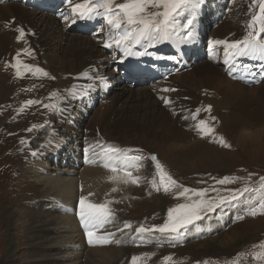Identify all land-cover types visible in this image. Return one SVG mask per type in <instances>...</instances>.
<instances>
[{
	"label": "rangeland",
	"instance_id": "rangeland-1",
	"mask_svg": "<svg viewBox=\"0 0 264 264\" xmlns=\"http://www.w3.org/2000/svg\"><path fill=\"white\" fill-rule=\"evenodd\" d=\"M76 2H82V0H76ZM119 2H123V0H119ZM202 4V8L198 10L195 40L188 45L174 44L173 41L178 40L179 37H173L172 40L164 42L168 45L162 46L166 49L161 50L162 54H159V56L164 57L165 66L159 67L155 63L156 60H150L149 64L152 69H149L152 71L150 72L153 76L150 78L152 79L150 83L147 86L142 83L129 84L132 85L131 89L135 96L129 103H124L125 106L119 104L114 109L117 110V114L113 115V131L117 132L118 135L110 136V132L105 131L108 130L105 128L102 131V133L104 132L102 137H88L80 129L79 133L70 138L69 135L62 134H66L67 129L64 131L65 126L59 123L61 129H56L54 131L56 135H52L55 136V139H43L48 128L55 124L51 125L55 121L53 114L44 116L40 121L43 129L42 132H39L40 134H32L31 131L23 130L26 127V122L32 118H27L23 123L9 124L11 121L8 118L10 114L8 108L12 106L13 110H16L24 99L29 100V97H27L29 94L31 95L30 98H34L35 87L42 90L41 92L37 91L38 95L35 99L38 101L43 96L44 101L47 102L52 98V94L56 93L62 99H53L50 103L58 104L65 96L64 101L71 102L67 96L71 78L68 79V89H65V87H60L57 82L58 77L54 75L46 78L42 75L34 77L25 73L23 80L19 82V79L13 78L10 72H3L2 78L5 80V84H10L11 90L2 98L0 97L1 101H4L0 104L2 110V113H0V264H36L35 262L38 259V261H42L39 256L45 255H49L48 259L53 258L55 260L53 264H71L74 262L70 261L72 257L77 259L75 264H102L101 257L91 253L88 248L80 247L81 250L78 252V238L70 236L67 232H53L51 235L44 232L39 233L33 243L36 245L44 243V246L49 248L38 256L36 252L40 247H30L29 242L23 239L24 237L28 238L31 224L34 221L28 220L30 219L29 216L33 214V209H30L32 202L39 204L37 209H39L40 218H36V222H47L50 219L59 222L64 215L63 209L65 206L60 203L62 198H56L53 193L49 192L50 189L47 188L46 181L56 175L60 176L59 180H72L76 183V192L79 194V179L84 175L85 170L90 168L97 170L103 176L94 184L95 188L92 196L95 197V200L98 203L105 200L118 201V203L111 204L115 213L114 222L111 225L123 228L125 221L132 224L131 230L125 229L126 233L119 235L115 231L117 232V239H125L128 236L130 240L128 244L103 246L120 254L121 249H129L123 251V254L119 256L116 254L115 264H130L133 256L144 257L141 264H165V257H171L167 264H264V259H253V253L264 251L259 247L253 248V245L264 242V215H258L254 218L245 216L244 220L236 221L235 217L243 212V205L226 209L223 215L213 214L212 219L197 222L195 226H190L187 232L174 239L155 233L144 238H136L135 243L132 242V239L136 236V227L141 224L145 227L162 225L167 219L168 209L184 202L182 199L174 198L172 192L164 193L163 190L157 192L153 189L150 181L155 176V168L150 159L151 155H155L168 174L184 187L207 188L209 185L215 184L214 178L220 179L224 176L246 177L249 173H252L254 174L252 176L253 190L246 193L245 197L241 199L246 202L249 198L258 199L262 194L259 191L258 182L259 178L264 176V62L253 63L249 57L241 58L238 64L239 71L233 75V73L227 71L223 63L222 49L219 52H210L208 43L213 39H227L229 41L242 39L248 31L247 22L251 19V15L258 10V7L249 10L252 0H202ZM10 5L19 6V9L28 12L27 17L28 14L34 16L33 14L37 15V13L44 16L58 14L57 34L60 39L62 38V50L69 48L70 43L75 38L82 39L85 42L86 40L99 38V43H103L107 29L102 20L91 21L87 28H81L85 21L78 20L76 24H71L61 19L60 13L67 11L64 7V0H7L6 3L0 4V7ZM69 15L71 14L69 13ZM187 15L188 13L185 12L176 18L174 27L177 31L186 22ZM36 18L38 19V17ZM103 53L104 59L102 61H105L106 64L104 67L97 64L93 77L98 78L100 73L105 74L107 71L113 73L111 77L120 76L125 81H129V78L139 79L142 71L145 75H148L146 69L149 66L144 69L138 68L136 72H129L124 63L125 59L123 62L120 61L121 53L115 48H104ZM114 56L117 57L115 61L113 60ZM152 56L159 60L154 54ZM254 59L259 58L254 57ZM215 70L218 71L219 76H216L213 72ZM64 74V77H67V75L70 77V74ZM191 75L195 78L194 83H192V78H185ZM160 77L161 79L167 77L163 88L176 89L180 86L179 89L182 94L190 93L192 90L197 92L196 90L199 89L197 94L200 97V107H198L211 106L210 114L201 111L200 116L208 119L210 125L215 128L214 134L223 136L230 145L229 148H224L217 143L210 142L208 137L203 138V143L205 142L204 144L209 147L210 151L201 158L205 166L199 170H194L189 165H183L181 158L176 154L174 159L179 165L169 160L166 161L156 153L155 149L153 150L145 145L148 136L140 130L132 131L130 134L136 135L126 138L124 132L128 128L127 123L123 124L121 128H117L118 119L122 122L125 121L123 118L124 113L142 112L146 108V100L138 97L137 95L140 93L137 92L147 89L152 90V83L155 86ZM182 77L185 79L184 82L180 81V79H183ZM187 79L190 80L187 81ZM107 81L109 82V80ZM28 83L31 84L33 90L25 87ZM62 83L65 82L62 80ZM221 87L223 91L220 90ZM102 93V88H98V91L94 94V99L89 96L92 105L83 102L84 108L87 109L90 106L95 113H98L104 104H108L105 99L104 101L100 99ZM159 93L161 96L170 97L172 92H161V88H159ZM208 98H214V100L209 102L207 101ZM74 104L70 105L69 109L71 117L79 111L76 103ZM215 104L218 105L213 107ZM44 108L43 106L42 109ZM27 109L33 112V106H28ZM62 110L63 108L59 110L58 107L57 118ZM43 114L44 112L40 113L41 116ZM210 116L216 117V120L211 121ZM248 117L252 119L251 125L243 126L241 129L231 128L230 125L233 122L245 121ZM30 125L37 126L38 123L30 122L28 126L30 127ZM75 126L78 128L80 124H73V127ZM5 134H11L12 137L6 138ZM37 135L38 137L35 138ZM123 140L124 142H122ZM97 141L121 148H139L145 156L149 157L142 161L139 170H133L134 176L141 177L138 186L111 183L108 181L111 173H106L108 171L101 173L103 167L86 163L85 149ZM162 143L163 141L158 142V144ZM62 146L64 147L62 156L54 166L49 168V159L56 158L55 154ZM30 147L32 148L30 149ZM42 149L47 151L48 162L39 159L38 155H32L33 152L43 151ZM217 154L220 156L221 161L216 165ZM37 160L42 165L44 163L47 165L44 164L40 170L33 165ZM156 180L158 182V177H156ZM113 187H117L118 191L111 192ZM217 187L223 186L217 185ZM227 187L238 189L242 188L243 184L236 182ZM175 191L173 190V192ZM78 200L79 195L75 198L77 204ZM115 219L118 221H115ZM119 220L124 221L120 223ZM53 226L55 230L61 229L59 225L57 227ZM54 242H57L58 245ZM68 254L71 255L68 256ZM63 258L66 260H62ZM114 260H111L109 264L113 263Z\"/></svg>",
	"mask_w": 264,
	"mask_h": 264
},
{
	"label": "bare ground",
	"instance_id": "bare-ground-1",
	"mask_svg": "<svg viewBox=\"0 0 264 264\" xmlns=\"http://www.w3.org/2000/svg\"><path fill=\"white\" fill-rule=\"evenodd\" d=\"M18 7H14L11 5L0 7V97L2 98L4 95H6V93L9 90H11L10 84L8 83L5 84V80H3L2 78L3 72H10L11 76L16 79L14 75V69L11 67V64L14 62L13 58L17 56L18 52L21 53V55L19 56V59L23 63L42 68L44 71H46L49 74L48 76H52V75L57 76L58 81L57 80L56 81L58 82L60 87H65V89H68V84H69L68 79L71 78L69 90H72V92L76 94L69 95V92L67 91L68 93L67 96L69 97L71 102L68 103L67 101H64L66 98L65 96V98L58 103V104L64 105L63 110L59 114L58 118H57L58 108L56 109L55 112L49 109L46 110V107L42 109V107L44 105L49 104L53 100V98H50L49 101L45 102L44 97L41 96L39 99V103L32 105L33 112H30L29 109H27L28 106H25L27 99H24L16 110H13L12 106L8 108V110L10 111L8 118H10V121H11V123L9 124L13 125L14 123L15 124L23 123L27 120V118H32L26 122V127L23 130L27 131V129L32 128L33 125H30V127L28 126L30 122H36L38 123V125L31 132L32 134L33 133L40 134L39 132L43 131L42 126L40 125V121L42 120L44 116L53 114L55 121L52 122L51 125L53 123L55 124L52 125V127H49L47 132L45 131L46 136L43 139H46V138L55 139L54 138L55 136H52V135H56L54 134L55 133L54 131H56V129L58 128L61 129L59 126V123H61L62 126H65L64 131L65 129H67V133L66 134L62 133V134L69 135L70 138H73L76 133H79L80 129L82 130L84 134H86L85 136H88V137L89 136L102 137L104 133V132L102 133V131L105 128L108 129L105 131L110 132V136L118 135L117 132L113 131V115L117 114V110H114L115 107H117L119 104L125 106L124 103H129L130 101H132V98L135 95L133 94L132 89H131L132 85H129V84L142 83L143 85L147 86L150 83V81L152 80L150 78L153 77L151 73L152 71L149 69V68L152 69V67L149 64L150 60H156L155 63L159 67L165 66L163 62L164 57L159 56V54H162L161 50L166 49V48H163L162 46H167L168 44L167 43H155V45L152 48H146L143 45L136 46L134 51H146L148 54L143 57L133 56V57H129L124 60V63L126 64V67H127L126 69L129 72H136L138 68L144 69L145 67L149 66L148 69H146L148 75H145L144 72L142 71L139 79L129 78L128 79L129 81H125V80H122L120 76L111 77V75L113 74L112 72L110 73L107 71L105 74L100 73L99 76H103L107 80H109V82L102 88L103 93L100 96V99H102V101H104L105 99V101H107L108 104H104L101 107L100 111L98 113H95L93 108L90 106L87 107V109L84 108L83 102L85 103L87 102L88 105H92L90 104V99L91 98L94 99L95 92L98 91V88H101L99 86L98 79L96 77H93V75L95 73L94 71H96L97 64H100L101 67H104L106 64L105 61H102L104 59L103 58L104 56L103 43L102 44L99 43V40H100L99 38H94L93 40L90 39L89 41L86 40V42L82 41V39L79 40L75 38L76 40L75 39L72 40L69 48L62 50L63 49L61 45L62 38L60 39L57 34V31H58L57 15L58 14L54 16H44V15H41V13H37V15L33 14L34 16H32L31 14H28V17H27L26 14L28 12L26 13L24 12L23 9H19ZM36 17H38L39 20ZM13 20H14V23H12ZM90 23L91 21H85L84 25L81 26V28L83 27L87 28V26H89ZM18 27H23L27 33V35H25V37H23L19 42H17V39H16L18 35L16 29ZM25 48L31 49L34 53V57H30L26 53H24L23 49ZM117 51L119 52V50ZM153 54L159 60L153 58L152 56ZM249 58H250V61H252L253 63L264 62V60L254 59V57H249ZM98 70L101 72L99 68ZM213 72L216 74V76H219V73L217 70ZM64 73L70 74L69 75L70 77H68V75H67L68 78L66 76L64 77L63 76ZM27 74H30V73H27ZM24 75L21 78H17L19 79L18 80L19 82L23 80ZM182 78L183 79H180V81L184 82L185 79L184 77ZM185 78H190V79L192 78L193 79L192 83L195 82V78H193L192 75L190 77L186 76ZM160 79L161 77L158 78V81L155 84V86H153L154 84L152 83V87H153L152 90L147 89V90H142V92L140 91L137 92V93H140L139 95H137L138 97L146 100V105H147L146 108L142 112L137 111L136 113L134 112L124 113L123 118L125 121L122 122L120 119H118L117 128H121L123 124L127 123L128 128L124 132L126 138L136 135V134H130L132 131L140 130L145 135L148 136V139L146 140L145 145L148 146V148L150 147L153 150L155 149L156 153H158L166 161L169 160L170 162L176 165H179L178 162L174 159V155L176 154L178 155V157L181 158V163H183V165H189L194 170H199L205 166L201 158H203L204 155H207L210 151L209 147H207L206 144H204L205 142L203 143V140H202L203 138H200V136L197 135L196 131L193 128V125L195 122L192 120L191 112L194 111L196 108L200 107L199 106L200 97L197 94L199 89L196 90L197 92L192 90L190 93L182 94L180 92V89H179L180 86H179V87H176V91L170 94V97L161 96L159 93V88L162 89L165 86L164 84H165L166 79L164 78H162L161 80ZM190 79H187V81H189ZM62 80L65 83H62ZM30 81L32 80L30 79ZM158 83L159 85H157ZM25 87L30 89L31 84L28 83V85H26ZM34 87H35V84H34ZM34 89H35V96L34 98H30L31 95L29 94L27 96L29 97V100L30 99L36 100L35 97L38 95L37 91L39 92L42 91V90H38L36 87ZM220 90L223 91L222 87ZM89 96H91V98H89ZM163 97H167L173 103L169 106H165V104L163 103V99H162ZM1 100L2 99H0V104L4 102ZM213 100L214 98L207 99V101L209 102H212ZM74 103H76V107H78L79 111L75 116L71 117L69 114V109H70V105L72 106ZM216 105L218 104L213 105V107H215ZM22 107L24 110L20 111ZM181 109H186L188 111H182ZM173 110L176 111V114H173ZM41 112H44L42 116L40 115ZM0 113H2L1 109H0ZM30 113H32L31 117L29 116ZM200 115L201 113L199 114L197 119H204ZM184 116H187L188 118L184 119L183 118ZM78 120H81V121L79 122ZM78 123L80 124L78 128L76 126L73 127V124H78ZM251 124H252V119L251 117H248L247 120L245 121L239 120L238 122H233L230 126L231 128H234V129H241L243 126H249ZM156 130H159V131L157 132ZM5 136H7L6 138L12 137L11 134L9 135L5 134ZM37 137L38 135L35 138ZM159 141H163V143L158 144ZM122 142H124V140ZM31 148L32 147H30V149ZM63 149L64 147L62 146V148L58 150V152L55 154L56 158L49 159V166H48L49 168L51 166H54L55 163H57V160L60 158V156H62V153L64 151ZM46 152L47 151L45 150L39 151L37 155L39 156L38 157L39 159L41 158V159H44V161L48 162V156ZM190 160L192 161L187 162V164L185 163L186 161H190ZM220 161H221V158L217 154L216 165L219 164ZM44 164L47 165L46 163ZM33 165L40 170H41V167L43 166L41 162H39L38 160ZM105 171H108V170L104 168L101 173H104ZM106 173H110V172L108 171ZM59 177L60 176L56 175L52 177V179L50 180L48 179V181H46L45 184L47 185V188L50 189L49 192L54 194V197L62 198V201L60 203H63V205L65 206V208L63 209V212H64L63 217H61V220H59V222H55L54 219H50L47 222H36L35 221L36 218L37 219L40 218L38 214L39 209H37L39 204L32 202V206L30 207V209H33L32 211L33 214L29 216L30 219L28 220H34V221L31 224L30 234L28 238L24 237L23 239L29 242L28 244L30 245V247H36V246L40 247L36 252V255L38 256L43 251L49 248V247H45L44 243L42 245L41 244L36 245L33 243L36 240V237L39 233L44 232V233H48L51 235L53 234V232L54 233L55 232L59 233L62 231L63 233L67 232V234H69L70 236L72 237L75 236L78 238V241H77L79 243L77 246V249H79L78 252H80L81 248H85V249L88 248L91 253L101 257L100 259L102 261V264H109V262L113 259H115L114 262L110 264H115L117 260V255L119 256L123 254V251H127L129 249H125V248L121 249L120 250L121 254H120V253H117V251L114 252L113 250H110L108 247L106 248L103 246L90 247L86 242L84 230L81 224L79 223L77 216L75 215V212L78 206V204L75 202V198L78 195L79 197L81 195H84L88 197V199L91 202L98 203L95 200L94 196L91 195L89 197L88 194L93 193V189L95 188L94 184H96V182L99 179L103 178L102 174H99L97 170H94V169L92 170L91 168L85 170L84 175L79 179L80 181L79 183L80 193L79 194L76 192L77 186L75 182H73L72 180L71 181L70 180L69 181L59 180ZM81 187L83 188V191H81ZM103 195L105 196V194ZM115 221H118V220L115 219ZM122 221L124 220H121V221L119 220L120 223ZM53 225H55V227L59 225L61 226L60 227L61 229L55 230ZM118 228H120V226H113L111 224H108L106 225L105 231L115 232L117 231ZM118 233L119 235H121L120 232ZM124 240L130 241L128 236L125 237ZM54 244L58 245L57 242H54ZM113 245H115V243H113ZM72 249L74 250L75 248H72ZM60 254H62V252H60ZM71 254H68V256ZM48 256L49 255L39 256L42 258V261L40 262L38 261L39 260L38 259L35 263L36 264H53L55 260L53 258L48 259ZM71 259L72 260L70 261H74L71 264H75L77 262V259L75 257L74 258L72 257ZM62 260H66V259L63 258Z\"/></svg>",
	"mask_w": 264,
	"mask_h": 264
},
{
	"label": "snow or ice",
	"instance_id": "snow-or-ice-1",
	"mask_svg": "<svg viewBox=\"0 0 264 264\" xmlns=\"http://www.w3.org/2000/svg\"><path fill=\"white\" fill-rule=\"evenodd\" d=\"M7 0H0V4L6 3ZM202 0H64V7L67 11L60 13L61 19L71 24L77 21H94L102 20L106 25V32L103 39V47L106 49L115 48L121 53L120 61L129 57H143L148 53L146 51H134L136 46L143 45L146 48H152L155 43H164L172 40L173 37H179L173 43L180 45L191 44L196 38V22L198 19V10L202 8ZM258 7V10L251 15V19L247 22V34L242 39L229 41L227 39L210 40V52H219L222 49L223 63L229 73L239 71V60L241 58L257 57L264 60V0H252L249 10ZM187 12L186 22L180 26L177 31L174 27L176 18ZM69 13L71 15H69ZM14 23V20L12 21ZM18 35L16 37L19 42L25 35L26 31L23 27L16 29ZM23 52L30 57H34L31 49L25 48ZM20 52L13 58L14 62L11 67L14 69L16 78H21L25 73L32 76L42 75L47 77L49 74L40 67L25 64L20 59ZM117 57H113L115 61ZM7 66V65H6ZM99 86L103 88L107 83V79L103 76L97 78ZM164 79H167L165 77ZM163 92H174L175 88H163ZM69 95H75L72 90H68ZM53 99H62L56 93L52 94ZM165 106L171 105L173 102L167 97H163ZM187 99V98H185ZM39 101L27 100L25 106L38 104ZM63 104L50 103L44 107L52 110L63 108ZM23 107L20 111H23ZM182 111H188L181 109ZM211 113V106L205 108H196L191 112L194 130L200 138L208 137L210 142L217 143L221 147L229 148L230 145L223 136L215 135V128L212 127L208 119H197L200 112ZM173 114L176 111L173 110ZM187 119V116L183 117ZM211 121H215L216 117L210 116ZM36 126L27 129L32 131ZM46 127V125H45ZM23 142V141H22ZM33 156L37 153L33 152ZM139 148H121L113 144H104L97 141L90 144L85 149V161L90 165H99L108 170L111 175L108 181L114 184H132L139 185L140 176H134L133 170H139L142 161L148 159ZM150 159L155 168V176L150 181L153 189L157 192L163 190L164 193L172 192L174 198L182 199L184 202L178 203L175 207H171L167 212V219L162 225L145 227L143 224L135 228L136 236L132 239L135 243L136 238H144L146 236L159 233L161 236H167L174 239L187 232L190 226H195L197 222L206 219H212L213 214L223 215L226 209L236 205H243L242 214L235 217L236 221H242L245 216L256 217L264 215V176L259 178V191L262 193L258 199H247L244 202L241 198L245 194L253 190L252 176L249 173L246 177L224 176L215 179V184L209 185L207 188H188L178 184L164 166L158 161L155 155H151ZM158 177V182L156 180ZM240 182L242 188L232 189L227 186ZM223 186V187H217ZM173 190H176L173 192ZM81 191L83 188L81 187ZM118 191L117 187H113L111 192ZM93 195L89 193L90 197ZM118 201L105 200L102 203H93L88 197L81 195L78 200L77 216L81 224L87 244L90 247L108 246L115 243L120 246L127 244L129 241L123 238L117 239V232L124 233L125 229L131 230L132 224L124 222L123 228H118L117 232L105 231L106 225L114 222L115 213L111 204ZM235 222V221H234ZM259 247L264 249V242L259 245H253V248ZM144 257L133 256L130 264H141ZM253 259H264V251L253 253ZM171 257H165L167 264Z\"/></svg>",
	"mask_w": 264,
	"mask_h": 264
}]
</instances>
